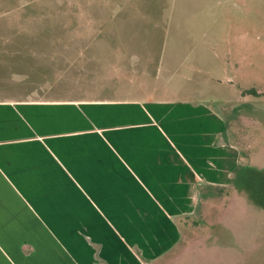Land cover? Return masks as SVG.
<instances>
[{
    "label": "crops",
    "instance_id": "0c3cea01",
    "mask_svg": "<svg viewBox=\"0 0 264 264\" xmlns=\"http://www.w3.org/2000/svg\"><path fill=\"white\" fill-rule=\"evenodd\" d=\"M239 143L188 99L0 100V264H158L230 186Z\"/></svg>",
    "mask_w": 264,
    "mask_h": 264
},
{
    "label": "rangeland",
    "instance_id": "374dc122",
    "mask_svg": "<svg viewBox=\"0 0 264 264\" xmlns=\"http://www.w3.org/2000/svg\"><path fill=\"white\" fill-rule=\"evenodd\" d=\"M127 96L212 105L244 152L158 264H264V0H0V100Z\"/></svg>",
    "mask_w": 264,
    "mask_h": 264
},
{
    "label": "trees",
    "instance_id": "16d2710c",
    "mask_svg": "<svg viewBox=\"0 0 264 264\" xmlns=\"http://www.w3.org/2000/svg\"><path fill=\"white\" fill-rule=\"evenodd\" d=\"M252 91H253V90H252ZM252 91H251V92H250V91H247L246 93H250V94H252V93H253Z\"/></svg>",
    "mask_w": 264,
    "mask_h": 264
}]
</instances>
